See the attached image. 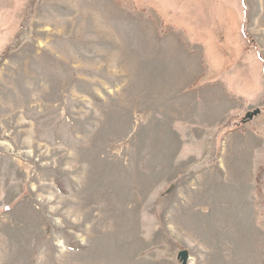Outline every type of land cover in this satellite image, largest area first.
I'll return each mask as SVG.
<instances>
[{"label": "rangeland", "instance_id": "1", "mask_svg": "<svg viewBox=\"0 0 264 264\" xmlns=\"http://www.w3.org/2000/svg\"><path fill=\"white\" fill-rule=\"evenodd\" d=\"M181 250L264 264V0H0V264Z\"/></svg>", "mask_w": 264, "mask_h": 264}, {"label": "water", "instance_id": "2", "mask_svg": "<svg viewBox=\"0 0 264 264\" xmlns=\"http://www.w3.org/2000/svg\"><path fill=\"white\" fill-rule=\"evenodd\" d=\"M260 113L259 108H255L253 110L247 111L242 119V122L250 121L254 118V116ZM189 258V254L186 250H181L178 252V259L181 261L182 264H187Z\"/></svg>", "mask_w": 264, "mask_h": 264}, {"label": "crops", "instance_id": "3", "mask_svg": "<svg viewBox=\"0 0 264 264\" xmlns=\"http://www.w3.org/2000/svg\"><path fill=\"white\" fill-rule=\"evenodd\" d=\"M112 1H114V0H112ZM229 35H230V33L228 34V36H229ZM241 36H242V34H241V32H240V33H239V36H238V44H239V45L242 44V43H241V42H242V37H241Z\"/></svg>", "mask_w": 264, "mask_h": 264}]
</instances>
